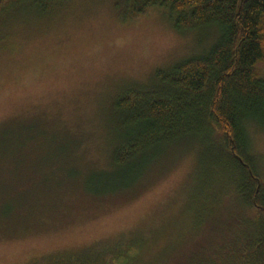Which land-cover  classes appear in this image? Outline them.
<instances>
[{
	"label": "rangeland",
	"instance_id": "rangeland-1",
	"mask_svg": "<svg viewBox=\"0 0 264 264\" xmlns=\"http://www.w3.org/2000/svg\"><path fill=\"white\" fill-rule=\"evenodd\" d=\"M131 12V0H21L0 15V264L119 242L129 250L110 264H166L210 237L207 219L193 223L229 187L209 177L205 144L158 148L123 176L111 157L125 132L117 101L158 89V72L203 55L217 33L179 32L165 9ZM254 118L245 128L264 157Z\"/></svg>",
	"mask_w": 264,
	"mask_h": 264
},
{
	"label": "trees",
	"instance_id": "trees-1",
	"mask_svg": "<svg viewBox=\"0 0 264 264\" xmlns=\"http://www.w3.org/2000/svg\"><path fill=\"white\" fill-rule=\"evenodd\" d=\"M19 1L0 0V15ZM131 1V16L165 9L175 30L211 29L217 39L203 55L158 72V89L131 90L117 101L125 132L113 167L128 175L142 155L196 137L207 146L209 177L229 190L217 191L195 218L196 226L207 219L210 237L166 264L178 258L184 264H264V157L254 155L245 128L254 117L264 119V0ZM119 243L29 264L121 263L129 249Z\"/></svg>",
	"mask_w": 264,
	"mask_h": 264
}]
</instances>
